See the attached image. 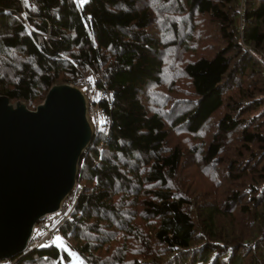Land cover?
<instances>
[{
	"label": "trees",
	"instance_id": "obj_1",
	"mask_svg": "<svg viewBox=\"0 0 264 264\" xmlns=\"http://www.w3.org/2000/svg\"><path fill=\"white\" fill-rule=\"evenodd\" d=\"M261 55L264 0H0V95L35 109L89 76L103 91L62 246L82 264H264ZM33 242L11 263H69Z\"/></svg>",
	"mask_w": 264,
	"mask_h": 264
},
{
	"label": "water",
	"instance_id": "obj_2",
	"mask_svg": "<svg viewBox=\"0 0 264 264\" xmlns=\"http://www.w3.org/2000/svg\"><path fill=\"white\" fill-rule=\"evenodd\" d=\"M46 92L35 109L0 95V260L25 250L36 223L75 190L95 132L81 88L58 82Z\"/></svg>",
	"mask_w": 264,
	"mask_h": 264
},
{
	"label": "rangeland",
	"instance_id": "obj_3",
	"mask_svg": "<svg viewBox=\"0 0 264 264\" xmlns=\"http://www.w3.org/2000/svg\"><path fill=\"white\" fill-rule=\"evenodd\" d=\"M77 1H79V3H82L85 0H77ZM240 8L241 7L239 6V9ZM258 58L264 63V55L258 56ZM184 80H182L183 82L180 81L175 86L176 88H178V90H177L178 92L176 94L178 96H180V98L189 97L188 96L189 91L191 90V88H189L187 85V81H184ZM63 82H66V81H63ZM71 84H73V83H71ZM174 84H175V82L173 83V86H174ZM75 85H77V84H75ZM163 85H166V84L160 85V89L165 91L166 89ZM77 86L79 88H81L82 91L85 92L86 97L88 99L89 117H90L91 123H93L94 130H96L97 128L103 127V125L107 124V118H106L105 114L103 113V111L100 110L101 108L98 107V105H97V101L101 98V95L103 96V94H102L103 91H101L100 89L94 88L91 76L84 77L83 83L81 85H77ZM160 89L155 87V86L154 87H147L142 92L141 99L144 102V104L147 106L149 111H154L156 103H157L156 98L161 94ZM105 95H106V93H105ZM185 134L186 133L181 128L177 129L175 132H173V130H171V136H170L171 139L169 140V143L170 144H178L179 143L180 145H183V144L185 145L186 143L183 140L185 138V136H184ZM194 180H196L197 181L196 183H199L203 188L205 187L206 184L203 183L202 179H200V178L195 179L194 178ZM75 189H76V185H75ZM193 189H194V186L189 190L192 191ZM238 219L237 220L236 219L230 220L229 223L234 224V222L237 221L238 225H240L241 222L244 223V221H245V217H242L240 221ZM223 223L227 224L226 222H223ZM54 240H55L54 243H56L59 248L64 247L66 249V251L69 252L70 261L68 264H82V260L80 257H78L76 254H74V252L69 251L64 245L62 246V242H61L62 239L60 238L59 234L57 235V237H55Z\"/></svg>",
	"mask_w": 264,
	"mask_h": 264
},
{
	"label": "built area",
	"instance_id": "obj_4",
	"mask_svg": "<svg viewBox=\"0 0 264 264\" xmlns=\"http://www.w3.org/2000/svg\"><path fill=\"white\" fill-rule=\"evenodd\" d=\"M100 109V108H99ZM103 111L102 109H100ZM73 210L72 203L68 199L64 200L61 208L52 214H47L41 218L34 226L31 237L34 239L33 247H46L54 243L55 237L59 233V227L70 216ZM0 264H12L11 259L1 260Z\"/></svg>",
	"mask_w": 264,
	"mask_h": 264
}]
</instances>
